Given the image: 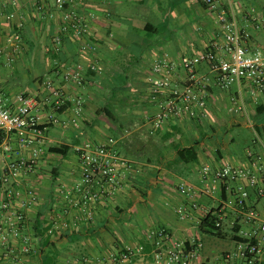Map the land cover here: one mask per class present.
Wrapping results in <instances>:
<instances>
[{"label": "crops", "instance_id": "crops-1", "mask_svg": "<svg viewBox=\"0 0 264 264\" xmlns=\"http://www.w3.org/2000/svg\"><path fill=\"white\" fill-rule=\"evenodd\" d=\"M65 9L81 21L82 33L63 19L55 0H0V86L10 100L20 93L33 97V112L45 128L39 141L24 146L13 136L4 138L25 156L39 151L31 173L11 176L6 171L9 156L0 147V177H6L0 181V200L15 183L30 185L37 198L25 211L30 252L24 260L154 264V253L166 243L156 245L148 232L164 230L171 242L202 243L189 264H239L232 256L237 242L231 237L236 229L243 237L252 228L223 205L235 183L224 180L214 195L195 201L178 187H204V165L216 170L227 163L263 177L264 91L247 80L220 88L211 79L200 115L155 129L146 118L155 109L148 79L154 61L163 55L177 60L221 43L220 11L232 15L248 35V53H264V0H66ZM180 76L184 78L182 72ZM55 90L62 95L57 111L51 96ZM110 139L112 149L126 161L124 188L93 206L92 221L39 234L38 224L48 229L52 218L64 215L60 191L80 183L74 147ZM57 147L68 150L63 155L50 152ZM184 149H189L187 161L178 155ZM248 204L264 219V197L257 188L249 189ZM204 211L221 216L224 238L200 233ZM124 249L131 251L129 263L109 259Z\"/></svg>", "mask_w": 264, "mask_h": 264}, {"label": "built area", "instance_id": "built-area-1", "mask_svg": "<svg viewBox=\"0 0 264 264\" xmlns=\"http://www.w3.org/2000/svg\"><path fill=\"white\" fill-rule=\"evenodd\" d=\"M204 1L210 3V0ZM55 5L64 11L63 19L70 21V27L78 34L82 33L84 27L81 21L65 9L66 0H55ZM218 20L223 29L221 43H211L205 50L191 57L182 56L172 60L163 55L154 61L153 76L148 79V84L151 104L155 109L146 118L155 129L167 121L194 119L200 115L208 101L211 79H214L220 88H228L232 84L247 80L255 90L264 91V53H248L244 46L248 35L242 33L232 15L220 11ZM180 72L184 74L182 79ZM51 96L52 105L57 111L62 105V95L55 90ZM34 105L33 97L24 93L17 94L10 100L0 86V147L9 156L6 171L16 178L34 170L38 163L39 151L33 149L29 156H25L13 149L4 138L13 136L19 145L24 146L39 141L44 136L45 128L33 112ZM56 122L55 119L51 120V123ZM112 143L110 139L106 144L85 143L74 147L73 151L81 168L80 183L67 192L60 191L66 202L64 215L52 218L47 229L48 234L69 231L82 222L92 221L93 206L106 196H113L124 188L127 180L124 171L126 161L115 153ZM201 173L204 187L194 188L182 183L178 187L179 192L195 201L199 197L214 195L218 183L224 180L234 182L235 190L223 205L243 216L252 229L242 233L246 240L237 243V250L232 256L239 264H262L264 219L249 206L248 197L249 189L254 188L264 197V174L260 179L251 171L227 163L216 170L204 165ZM0 181L6 182L5 175L0 177ZM36 199L35 191L30 185L15 183V186L6 190L0 200V264H30L23 258L30 252L28 238L24 233L25 211L35 204ZM209 212L204 211L202 218ZM214 225L216 228L222 226L219 214ZM231 226L233 227L234 223H231ZM148 238L156 245L159 241L166 243L163 250L158 249L154 253V264H189L202 247V243L195 239L190 242H171V235L164 230H150ZM252 239H255V242ZM130 254L129 249H124L109 254V259L129 263Z\"/></svg>", "mask_w": 264, "mask_h": 264}, {"label": "trees", "instance_id": "trees-1", "mask_svg": "<svg viewBox=\"0 0 264 264\" xmlns=\"http://www.w3.org/2000/svg\"><path fill=\"white\" fill-rule=\"evenodd\" d=\"M67 150L68 148L66 147H57V148H51L50 152L60 153L61 155H63L67 152ZM187 152H189V149L180 150L178 152V155L182 161H187L184 157V154ZM216 220H217V214L215 213V211H210L205 217L201 219V222L199 225L200 233L213 235L219 238H224L225 234L222 232L221 228H216L214 225ZM36 230L38 231L39 234H42L44 230L47 231V228L44 229L41 224H38V227H36ZM237 233H238V230L236 229L233 232V235L231 237L232 240L237 243L245 242L246 239L238 236ZM252 241L255 242V239H252ZM43 264H45L44 261H43Z\"/></svg>", "mask_w": 264, "mask_h": 264}]
</instances>
